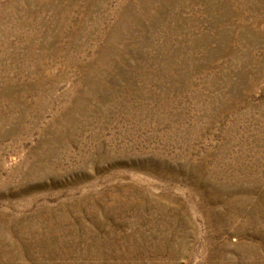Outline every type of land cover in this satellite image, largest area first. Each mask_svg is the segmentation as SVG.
Here are the masks:
<instances>
[{
    "label": "rangeland",
    "instance_id": "374dc122",
    "mask_svg": "<svg viewBox=\"0 0 264 264\" xmlns=\"http://www.w3.org/2000/svg\"><path fill=\"white\" fill-rule=\"evenodd\" d=\"M0 264H264V0H0Z\"/></svg>",
    "mask_w": 264,
    "mask_h": 264
}]
</instances>
